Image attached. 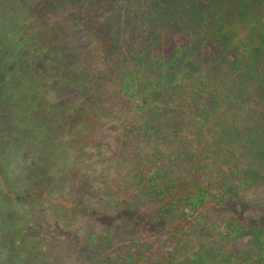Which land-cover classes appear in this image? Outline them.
<instances>
[{
  "label": "trees",
  "instance_id": "1",
  "mask_svg": "<svg viewBox=\"0 0 264 264\" xmlns=\"http://www.w3.org/2000/svg\"><path fill=\"white\" fill-rule=\"evenodd\" d=\"M60 2L124 122L57 264H264V0Z\"/></svg>",
  "mask_w": 264,
  "mask_h": 264
},
{
  "label": "rangeland",
  "instance_id": "2",
  "mask_svg": "<svg viewBox=\"0 0 264 264\" xmlns=\"http://www.w3.org/2000/svg\"><path fill=\"white\" fill-rule=\"evenodd\" d=\"M60 1L0 0V65L13 75L2 80L1 69L0 114L10 98L11 105L24 109L25 114L17 113L26 126L34 122L37 128L24 138L31 149L16 163L24 169L11 184L15 201L21 191L20 202L8 205L10 226L3 230L12 240L2 243L8 246L0 249V264H57L67 251L63 247H73L64 243L66 234L81 236L88 226L81 201L102 187L99 174L115 161L124 122L112 94L99 101L114 91L102 66L87 52L73 58L65 52L75 33ZM7 209L4 205L0 213Z\"/></svg>",
  "mask_w": 264,
  "mask_h": 264
},
{
  "label": "flooded vegetation",
  "instance_id": "3",
  "mask_svg": "<svg viewBox=\"0 0 264 264\" xmlns=\"http://www.w3.org/2000/svg\"><path fill=\"white\" fill-rule=\"evenodd\" d=\"M17 63L14 65H19L21 62V59L19 58L18 60H15ZM9 67V70L14 68ZM1 69H4L2 71L3 74V79L2 80H7V78L12 79L13 75L11 72L7 70V66L0 65V73ZM17 70H20V67H18ZM7 82V81H6ZM5 84L11 85L10 82H7ZM14 88L15 86L19 88L18 84H13ZM9 91V90H8ZM14 94V93H13ZM9 95V94H8ZM7 105L3 107V111L0 114V208H2L4 205L8 207L7 210L1 211L2 213L0 216V225H2V231H0V234H4L5 231L3 230V227H9V222L10 218L8 217L9 213V202L15 203V202H20V197L21 191L18 193V201H15V192L13 191L12 188V178L14 179H19L18 173L22 168L21 165H16L17 161L21 162V160L24 159L25 152H29L31 149V145L27 144V139H24L25 137H29L30 134L34 133L35 130L37 129L35 126V123L33 122L30 125L26 126V121L25 117L19 116L25 114L24 109L18 105L17 107L11 105L10 103V98H7ZM19 116V117H18ZM18 117V118H17ZM24 127L26 128V134L24 133ZM31 142V141H30ZM33 143V142H32ZM29 149V150H28ZM12 153L13 155H10ZM15 153V154H14ZM12 165V168L10 169L7 168V171L4 169H1V167L4 168V164L7 165ZM22 163V162H21ZM24 172V169L23 171ZM14 197V198H13ZM12 199V200H11ZM4 218V220H2ZM9 231H6L5 234H7L4 238H0L1 243H0V249L4 251V248H6V245L8 246L9 240L12 238L9 236ZM5 241V243L8 244H2ZM11 243V242H10ZM4 245V246H3ZM13 254V252H11ZM1 255V253H0ZM10 256V255H9ZM8 256V258H9ZM11 257V256H10ZM4 262L1 261V264H4Z\"/></svg>",
  "mask_w": 264,
  "mask_h": 264
}]
</instances>
